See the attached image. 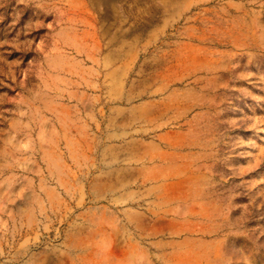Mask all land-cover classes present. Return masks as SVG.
<instances>
[{
    "label": "rangeland",
    "instance_id": "374dc122",
    "mask_svg": "<svg viewBox=\"0 0 264 264\" xmlns=\"http://www.w3.org/2000/svg\"><path fill=\"white\" fill-rule=\"evenodd\" d=\"M0 264H264V0H0Z\"/></svg>",
    "mask_w": 264,
    "mask_h": 264
}]
</instances>
